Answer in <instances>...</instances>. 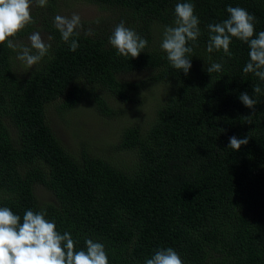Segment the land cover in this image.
<instances>
[{
  "label": "trees",
  "instance_id": "1",
  "mask_svg": "<svg viewBox=\"0 0 264 264\" xmlns=\"http://www.w3.org/2000/svg\"><path fill=\"white\" fill-rule=\"evenodd\" d=\"M86 1L107 13L99 25L82 19L95 35L81 33L75 52L53 24L60 0L33 4L36 23L17 37L27 44L31 33L45 32L53 38L45 39L51 58L28 69L0 45V207L21 217L44 209L78 248L85 238L102 242L109 264H144L167 247L184 264H264V94L252 92L257 84L264 92V82L243 73L246 43L234 38L231 57L206 51L207 25L228 18V6L245 8L256 17V33L264 31V0H191L201 36L187 75L160 49L163 26L184 0ZM121 21L148 40L138 58L119 56L108 43ZM221 61L222 72H206ZM136 71L148 74L122 77ZM156 86L165 96L155 117L123 126L115 142L81 139L71 147L49 124L53 105L65 114L87 104L111 118L126 113L128 103L139 107ZM243 92L257 101L250 118ZM232 136L249 140L234 151ZM39 187L51 199H41Z\"/></svg>",
  "mask_w": 264,
  "mask_h": 264
},
{
  "label": "clouds",
  "instance_id": "2",
  "mask_svg": "<svg viewBox=\"0 0 264 264\" xmlns=\"http://www.w3.org/2000/svg\"><path fill=\"white\" fill-rule=\"evenodd\" d=\"M33 4L43 8L47 6L48 0H0V45H6L16 52V59L28 69L39 64L46 56L51 58L52 47L40 32L31 33L27 44L17 39L27 26L36 23L32 17ZM226 11L228 18L207 25L209 36L206 51L212 53L222 50L224 55L231 57L230 45L234 38L246 43L249 59L243 67V73L253 74L264 82V31L256 33V17L245 8L228 6ZM91 23L99 25L100 18L97 17ZM53 24L61 41L72 52L80 47L77 38L81 33L85 37L95 35V29L91 26L85 28L80 14L76 12L70 16L56 15ZM199 24L194 4L191 0H184L175 4L173 23L163 26L160 49L166 54L171 67L185 75L192 67L190 57L201 36ZM52 39L51 36L47 38L48 41ZM108 43L117 55L132 59L138 58L148 47V40L127 27L124 21L114 27ZM205 70L208 74L220 73L224 70L223 61L212 62ZM252 92L264 94L259 84L252 86ZM239 100L251 109V113L246 116L250 118L256 109V99L243 92ZM248 140V136L229 137L228 148L238 151ZM78 243L79 240L71 232L61 233L57 230L55 220L48 219L44 209H28L21 217L9 207H0V264H109L108 252L102 242L85 238L84 248H78ZM144 264H184V261L176 250L167 247L156 249L150 258L145 259Z\"/></svg>",
  "mask_w": 264,
  "mask_h": 264
},
{
  "label": "rangeland",
  "instance_id": "3",
  "mask_svg": "<svg viewBox=\"0 0 264 264\" xmlns=\"http://www.w3.org/2000/svg\"><path fill=\"white\" fill-rule=\"evenodd\" d=\"M60 15L70 16L73 12L79 13L83 20L102 18L106 15V9L98 4L86 0H60ZM40 32L46 39L45 32ZM148 72L136 71L122 75L125 80H138L146 77ZM165 96V92L159 93L158 86L150 88L144 92L143 103L133 105L128 103L126 113H118L116 117L101 116L87 104H82L75 109L69 110L65 114L57 111L55 105L51 106L48 112L49 124L52 130L60 137L64 144L75 147L77 140L87 139L96 141H114L120 129L131 123L145 126L156 115V109L160 97ZM116 109L120 107L117 102L112 101ZM138 107V108H136ZM103 142V141H102ZM96 145V144H94ZM41 199L45 196L51 199V195L42 187H39Z\"/></svg>",
  "mask_w": 264,
  "mask_h": 264
}]
</instances>
